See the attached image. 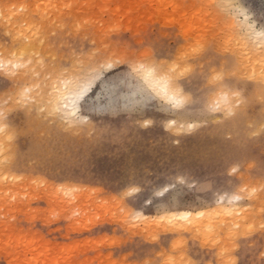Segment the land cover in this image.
Returning <instances> with one entry per match:
<instances>
[{"label": "rangeland", "instance_id": "rangeland-1", "mask_svg": "<svg viewBox=\"0 0 264 264\" xmlns=\"http://www.w3.org/2000/svg\"><path fill=\"white\" fill-rule=\"evenodd\" d=\"M212 2L0 0V59L29 51L48 67L87 74L105 61L136 56L151 63L207 43L225 50L237 73L258 83L264 75L259 38L225 29L207 7ZM246 3L259 13L261 0ZM25 21L40 31L29 34ZM16 84L33 89L26 105L0 71V108L9 111L17 132L12 142L0 138V161H8L0 164V264H260L264 194L242 200L229 216L217 194L202 187L216 184L222 195L259 185L264 139L250 135L259 123V102L238 123L195 121L193 128L179 117L168 119L174 113L157 101L139 114L154 127L140 128L125 144L119 130L125 123L138 126L136 113L93 119L65 133L58 122L41 119L50 94L45 77L21 75ZM126 87L135 97L144 85L130 80ZM232 167L239 171L232 174ZM181 177L191 183L157 203L162 198L154 191ZM133 182L142 190L127 197ZM184 211L203 212L196 215L203 222L174 217ZM246 222L256 225L250 235Z\"/></svg>", "mask_w": 264, "mask_h": 264}, {"label": "snow or ice", "instance_id": "snow-or-ice-1", "mask_svg": "<svg viewBox=\"0 0 264 264\" xmlns=\"http://www.w3.org/2000/svg\"><path fill=\"white\" fill-rule=\"evenodd\" d=\"M207 7L214 9L223 19L225 29L239 28L249 38L259 37L261 51L264 52V0H261L258 14L253 12L246 0H214ZM21 11H24V6H21ZM24 26L28 27L31 35L40 31L35 24L29 25L28 21L24 22ZM224 51L207 43H197L180 55H170L166 59H157L151 63L136 56H130L123 61H105L87 74H77L67 67H48L34 52L30 57L29 51H25L14 54L8 61L7 71L4 70V61L0 59V71H4L12 86L19 89L18 95L25 105L33 89L24 84L17 85L16 78L21 75L25 79L30 75L39 78L43 75L49 82L50 98L48 105L40 109L41 119L58 122L60 130L65 133L74 132L81 125L91 123L93 119L134 112L136 115L133 119L141 123L138 126L125 123L118 133V139L127 144L130 139H136L140 135V128L151 130L154 127L152 120L139 114L157 101L160 102L162 110L174 113L168 119L175 122L179 117L191 122L193 128L196 127L195 121L238 123L247 116L249 107L259 102L262 109L259 123L250 135L264 139V75L258 83H252L250 78L237 73ZM118 64L122 66L117 67ZM130 80H139L144 85L135 93V97L127 91L126 86ZM37 130L38 127L34 125L33 131ZM16 135L17 132L11 127L9 111L0 108V138L7 137L8 142H12ZM2 150L3 146L0 144V153ZM38 155L41 159H47L45 153ZM7 162L2 160L0 164ZM250 167L256 165L253 163ZM237 171V167H232V174ZM259 172L258 186L238 187L222 195L216 184L211 187L205 184L202 187L208 194L215 192L217 201L228 206L226 215L231 216L236 211L232 205L252 199L257 194H264V151L259 161ZM186 182L191 183L181 177L177 183L169 181V186L161 185L154 191V198L160 197L162 200L156 202H169L179 195ZM141 190V186L133 182L128 185L124 195L135 197ZM154 198H146L147 203L152 204ZM255 227V224L246 222V235H250ZM259 228L264 232V217ZM260 264H264V252L261 253Z\"/></svg>", "mask_w": 264, "mask_h": 264}, {"label": "bare ground", "instance_id": "bare-ground-1", "mask_svg": "<svg viewBox=\"0 0 264 264\" xmlns=\"http://www.w3.org/2000/svg\"><path fill=\"white\" fill-rule=\"evenodd\" d=\"M257 38H259V37H257ZM2 59V58H1ZM4 59V58H3ZM2 59V60H3ZM4 61V66L6 67V65H7V63L8 62H6L5 61V59L3 60ZM86 72H87V70H86ZM85 72V73H86ZM20 80V79H19ZM49 94V93H48ZM49 98H50V96L48 97V99H47V101H46V103H47V105H48V101H49ZM44 101V100H43ZM14 102V101H13ZM41 103V102H40ZM235 206H237V207H239L238 205H232L231 207H235ZM222 208H224V209H227L228 210V207L226 206H222ZM234 209H236V208H234ZM238 210V209H237ZM199 213H203V212H198V214H194L193 212H190V211H184V212H180V213H176V214H174L175 216L174 217H176V218H178V220H185L186 222L187 221H193L192 223H194L195 221H196V224H199V223H201V221L203 222V220L201 219V221H197V219L198 220H200L199 219V217L197 218L196 217V215H199ZM234 216V215H233ZM196 219V220H195ZM177 220V221H178ZM180 222V221H179ZM198 222V223H197ZM195 224V223H194Z\"/></svg>", "mask_w": 264, "mask_h": 264}]
</instances>
